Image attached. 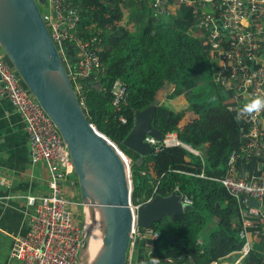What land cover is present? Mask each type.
Here are the masks:
<instances>
[{
	"label": "trees",
	"instance_id": "16d2710c",
	"mask_svg": "<svg viewBox=\"0 0 264 264\" xmlns=\"http://www.w3.org/2000/svg\"><path fill=\"white\" fill-rule=\"evenodd\" d=\"M67 1L81 12L75 36L98 35L101 40V73L85 87L82 109L89 122L131 160L132 201L168 197L176 187L193 201L182 214L152 226L159 237L149 260L218 264L241 245L237 203L219 180L229 156L242 145V122L232 109V94L216 82L219 68L213 57L218 50L211 49L190 7L155 18L147 2ZM220 48H225L222 42ZM116 82L125 89L119 108L112 105ZM163 89L168 91L165 99L179 97L183 106L157 105L151 124L161 137L157 152L152 149L136 165L138 155L127 150L123 141L133 128L135 114L152 106ZM169 134L200 156L181 146L164 147ZM263 252L264 246L255 244L241 264H264Z\"/></svg>",
	"mask_w": 264,
	"mask_h": 264
},
{
	"label": "built area",
	"instance_id": "2783aa9c",
	"mask_svg": "<svg viewBox=\"0 0 264 264\" xmlns=\"http://www.w3.org/2000/svg\"><path fill=\"white\" fill-rule=\"evenodd\" d=\"M133 1L147 2L155 18L174 15L178 7L191 8L211 49L218 50L213 57L219 68L216 82L231 92L232 109L237 115V110L251 99L264 97V0ZM35 2L82 107L85 91L82 82L101 73L100 37L80 39L75 36L81 12L69 1ZM221 42L225 46L223 49L220 48ZM72 54L75 65L70 63ZM0 82L3 94L23 122L31 165H42L47 172L46 192L25 197L29 209L27 231L23 237L12 236L9 257L21 264H77L82 247L81 203L69 153L52 118L32 97L4 55L0 56ZM112 94V105L119 108L125 100V89L119 82L114 84ZM239 120L242 122V145L238 153L229 156L225 174L219 180L237 203L241 220L238 232L241 245L233 254V264H241L255 244L264 246V112L251 117L245 115ZM145 142L152 149L158 144L151 137H146ZM162 145L181 146L200 156L181 143L175 134L167 135ZM119 153L131 165V160L121 151ZM250 165H253V170ZM129 173L131 180V171ZM198 176L204 177L202 174ZM173 193L180 198L184 209L192 206L191 197L177 187ZM152 199H137L134 203L131 197L134 223L125 264H152L149 257L159 234L152 228H140L135 221L137 209ZM252 200L257 202V206L250 204ZM198 244H202L200 239ZM159 264L176 263L173 259H165Z\"/></svg>",
	"mask_w": 264,
	"mask_h": 264
},
{
	"label": "water",
	"instance_id": "95a60500",
	"mask_svg": "<svg viewBox=\"0 0 264 264\" xmlns=\"http://www.w3.org/2000/svg\"><path fill=\"white\" fill-rule=\"evenodd\" d=\"M21 1L28 14L18 0H0V50L52 118L69 153L81 203L82 247L77 264H125L134 223L131 165L87 119L35 0ZM159 103L156 99L135 114L133 128L123 141L127 150L138 155L136 165L152 154L146 137L161 140L151 127ZM250 204L257 206L254 200ZM185 210L176 194L156 195L137 209L135 221L140 228L149 229Z\"/></svg>",
	"mask_w": 264,
	"mask_h": 264
},
{
	"label": "crops",
	"instance_id": "0c3cea01",
	"mask_svg": "<svg viewBox=\"0 0 264 264\" xmlns=\"http://www.w3.org/2000/svg\"><path fill=\"white\" fill-rule=\"evenodd\" d=\"M0 56H3L1 50ZM70 63L75 65L73 54ZM89 80L93 82L94 77L82 82L84 89L89 85ZM167 93V89L160 91L157 100L160 104L165 103L168 107L177 109L175 107L179 100L181 103L183 100L179 97L167 100ZM182 106L183 103L180 108ZM31 162L23 122L3 94L0 82V264H21L11 259L9 252L12 236L23 237L27 231L29 209L25 197L46 192L47 172L42 165L33 167Z\"/></svg>",
	"mask_w": 264,
	"mask_h": 264
},
{
	"label": "clouds",
	"instance_id": "9594fccd",
	"mask_svg": "<svg viewBox=\"0 0 264 264\" xmlns=\"http://www.w3.org/2000/svg\"><path fill=\"white\" fill-rule=\"evenodd\" d=\"M237 112V119H240L245 115L251 117L264 112V97H255L251 99L250 102L243 105V107L238 109ZM152 264H159V261L153 259Z\"/></svg>",
	"mask_w": 264,
	"mask_h": 264
},
{
	"label": "rangeland",
	"instance_id": "374dc122",
	"mask_svg": "<svg viewBox=\"0 0 264 264\" xmlns=\"http://www.w3.org/2000/svg\"><path fill=\"white\" fill-rule=\"evenodd\" d=\"M181 105H182L181 100H179L178 105H177V107H175V108L179 109V108L181 107ZM166 106H167V105H166ZM167 107H168V106H167ZM194 151H195V150H194ZM196 152H198V151H196ZM198 153H199V152H198ZM122 154H123V153H122ZM123 155H124V154H123ZM124 156H125V155H124ZM234 260H235V256L232 255V256H230V257H227V258H225V259H222L221 261L218 262V264H232Z\"/></svg>",
	"mask_w": 264,
	"mask_h": 264
},
{
	"label": "bare ground",
	"instance_id": "6f19581e",
	"mask_svg": "<svg viewBox=\"0 0 264 264\" xmlns=\"http://www.w3.org/2000/svg\"><path fill=\"white\" fill-rule=\"evenodd\" d=\"M18 3H19V5L21 6L22 10H23L26 14H28V13H29V10H28V8L22 3V1H21V0H18ZM44 107H45V109L47 110L48 113H51V114H52V111H51V109L49 108V106H48L47 104H44Z\"/></svg>",
	"mask_w": 264,
	"mask_h": 264
}]
</instances>
